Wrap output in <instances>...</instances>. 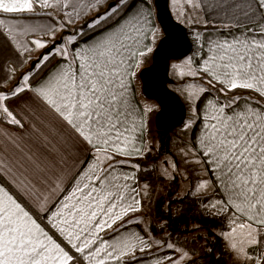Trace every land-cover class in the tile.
Wrapping results in <instances>:
<instances>
[{"label": "snow or ice", "instance_id": "snow-or-ice-1", "mask_svg": "<svg viewBox=\"0 0 264 264\" xmlns=\"http://www.w3.org/2000/svg\"><path fill=\"white\" fill-rule=\"evenodd\" d=\"M206 3L172 0L189 25ZM153 6L0 0V264L192 261L141 215L154 108L135 82L163 43ZM210 7L227 17L223 29L193 28L195 50L171 66L192 113L179 149L194 177L185 195L223 225L235 264H264V0ZM159 175L189 180L171 157Z\"/></svg>", "mask_w": 264, "mask_h": 264}, {"label": "trees", "instance_id": "trees-1", "mask_svg": "<svg viewBox=\"0 0 264 264\" xmlns=\"http://www.w3.org/2000/svg\"><path fill=\"white\" fill-rule=\"evenodd\" d=\"M82 23V22H81ZM188 28L210 30L215 26L205 24L189 25ZM159 157L158 153H151L146 160L141 161L145 166L150 159ZM142 182L146 180L153 186L154 172L148 167L147 173H141ZM149 210L143 212L147 218L153 235L162 239L171 236L174 243L182 244L190 251L193 259L190 264H234V258L228 251L225 241L210 227L198 223L196 214V199L183 195L178 196L173 190L166 189L156 197L149 195L147 198ZM165 224L162 229L161 225Z\"/></svg>", "mask_w": 264, "mask_h": 264}, {"label": "water", "instance_id": "water-1", "mask_svg": "<svg viewBox=\"0 0 264 264\" xmlns=\"http://www.w3.org/2000/svg\"><path fill=\"white\" fill-rule=\"evenodd\" d=\"M156 21L161 27L163 43H157L149 65L143 67L141 91L145 97L155 101L159 109L154 116L157 130L170 132L186 117V107L180 97L170 88L173 82L169 76L171 60L187 56L192 49L187 27L177 22L170 10L169 0H153Z\"/></svg>", "mask_w": 264, "mask_h": 264}, {"label": "rangeland", "instance_id": "rangeland-1", "mask_svg": "<svg viewBox=\"0 0 264 264\" xmlns=\"http://www.w3.org/2000/svg\"><path fill=\"white\" fill-rule=\"evenodd\" d=\"M169 1H170L169 6L172 11V15L174 19L186 27L189 26L187 22H181L175 16V7L173 8L172 0H169ZM195 30H198V29H195ZM192 31H193V28L187 29L188 37L190 40H193ZM198 31H202V30H198ZM57 40H59V36L57 37ZM45 51H47V49ZM189 55L191 54L189 53L187 56ZM185 57L178 59V60H171L170 67H169V76L173 80V82L170 84V88L180 97V99L182 100V102L185 104V107H186V117L184 121L178 127L174 128L172 131L165 132V131L157 130L153 123L154 120H151L153 123V129H152V132L149 133L148 139H150L152 147H153L152 154L154 155L155 153H158L159 157H156V159H150L147 162L148 167L152 168L154 172V182H153V186H151L150 188V196L154 195L156 197L158 194H161L163 191L169 188L170 190H173L176 195L183 196L188 191H190V182L194 179V177L192 176L191 166L185 165L183 163L182 158L179 155V149L183 146L184 142H186V140L188 139L190 135V133L183 131V126H184L185 121L188 120L192 115L190 105L185 99V95L181 91V88L186 81L179 79L175 75L174 69L171 67L173 64L180 63ZM25 71H27V69ZM14 84H15V80H13L8 85V87L11 88ZM148 104L152 105L153 108L158 107L157 106L158 104L154 103L153 101H150ZM166 157H171L172 159H175L180 167L181 172L187 171L189 180H185L183 175H178L175 181H168V180L162 179L159 175V171H160L161 164ZM144 210L145 211L149 210L147 198L145 200ZM195 211L198 216L199 224L210 227L211 229H213L214 231L218 233L223 229V225H221L218 219L212 218L208 216L207 213L204 212L198 200H196V210ZM177 245L185 249V247H183L182 244H177ZM198 264H202V262L200 263L199 261Z\"/></svg>", "mask_w": 264, "mask_h": 264}, {"label": "crops", "instance_id": "crops-1", "mask_svg": "<svg viewBox=\"0 0 264 264\" xmlns=\"http://www.w3.org/2000/svg\"><path fill=\"white\" fill-rule=\"evenodd\" d=\"M214 2H215V0H207V3L205 5H202L201 9H199L197 11V13H194V15H197L199 20H200V23H198V24H204V22L207 21L208 25L215 26L214 29L202 30L201 31V32H204L206 36H207L208 33H211L213 36L217 35L218 34V30H222L223 29V24L225 22H227V17L222 12H220L219 9H214V8L210 7V5L213 4ZM173 8H174V6H173ZM101 11H104V9H101ZM152 11H153V14H154V18L156 19V13H155L154 6L152 8ZM190 41H191V44H192V49H191L190 54H192V52L195 50V43H194V40H190ZM151 58H152V55L147 57L146 62L144 63L143 67H145V66L150 64ZM26 69L27 68L22 69L21 71H25ZM4 74H5V71L3 69H0V76H2ZM135 91H136L137 99L140 101L141 104H148L150 101H153V100H149L147 97H145L143 95V93L141 91V82H140L139 77L137 78V80L135 82ZM153 102L156 103L155 101H153ZM158 109H159V107H155L154 110L152 111V113L150 114V117H149V129H148V133H147V138H149V133H151L152 129H153L154 121L152 123L151 120H154L155 113L157 112ZM6 127H8V126H6ZM25 127L27 128L28 125L26 124ZM10 130L14 131V132H23L24 131V130H17V129H10ZM141 215L143 216V213ZM144 218L147 221V218L145 216H144ZM156 237L157 238H161L159 236H156ZM163 254L164 253H161V255H163ZM168 254H171L170 250H169Z\"/></svg>", "mask_w": 264, "mask_h": 264}]
</instances>
